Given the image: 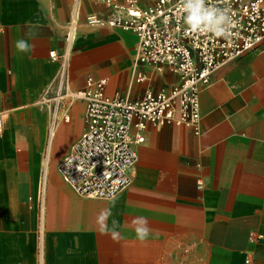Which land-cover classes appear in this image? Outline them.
Listing matches in <instances>:
<instances>
[{
	"label": "crops",
	"instance_id": "obj_1",
	"mask_svg": "<svg viewBox=\"0 0 264 264\" xmlns=\"http://www.w3.org/2000/svg\"><path fill=\"white\" fill-rule=\"evenodd\" d=\"M74 5L0 0V264H264V48L212 74L200 95L199 133L148 124L131 184L112 199L82 196L54 161L82 135L86 102L66 95L70 118L61 108L52 124L45 98L56 93L62 63L50 50H69L68 92L93 76L106 78L107 93L136 99L179 76L138 62L134 33L86 22L90 13L109 16L105 0H82L70 47ZM29 22L40 27L36 51L18 53L13 41ZM138 216L151 229L144 243L135 236Z\"/></svg>",
	"mask_w": 264,
	"mask_h": 264
},
{
	"label": "built area",
	"instance_id": "obj_2",
	"mask_svg": "<svg viewBox=\"0 0 264 264\" xmlns=\"http://www.w3.org/2000/svg\"><path fill=\"white\" fill-rule=\"evenodd\" d=\"M105 1L111 7L109 16L90 13L86 22L134 33L138 62L166 66L179 76L170 87L147 89L136 99L107 93L106 78L93 76L88 77L84 88L68 92L69 50H50V56L62 63L56 93L45 98L52 109V124L61 108L64 118H70L63 103L66 95L86 102L84 131L60 161L59 173L82 196L112 199L132 182L137 145L145 141L148 124L186 125L199 133L200 95L210 85L212 74L224 64L264 48V0H211L217 6L230 7L237 22L227 39L190 32L183 21L180 0H155L149 5H142L140 0ZM81 16L82 0H75L65 37L70 47L77 38Z\"/></svg>",
	"mask_w": 264,
	"mask_h": 264
},
{
	"label": "clouds",
	"instance_id": "obj_3",
	"mask_svg": "<svg viewBox=\"0 0 264 264\" xmlns=\"http://www.w3.org/2000/svg\"><path fill=\"white\" fill-rule=\"evenodd\" d=\"M227 0H225V3ZM180 8L183 12V21L188 30L192 33L213 34L220 38H229L231 30L237 26L233 19L230 7H220L211 0H180ZM23 34L13 41L16 52L23 54H34L36 51V41L40 37V27L35 23H26L22 26ZM116 200L113 199L112 206L115 207ZM111 216V211L108 212ZM102 233L109 234L107 216H101ZM133 227L137 240L141 243L147 241L151 235V229L146 217L138 216L133 221ZM119 222L115 219L111 222V236L119 241L122 235L117 231Z\"/></svg>",
	"mask_w": 264,
	"mask_h": 264
},
{
	"label": "rangeland",
	"instance_id": "obj_4",
	"mask_svg": "<svg viewBox=\"0 0 264 264\" xmlns=\"http://www.w3.org/2000/svg\"><path fill=\"white\" fill-rule=\"evenodd\" d=\"M67 155V154H66ZM66 155H62V156H60V157H57L56 159H55V163H56V168H58V165H59V163H60V161L63 159V157L64 156H66Z\"/></svg>",
	"mask_w": 264,
	"mask_h": 264
}]
</instances>
